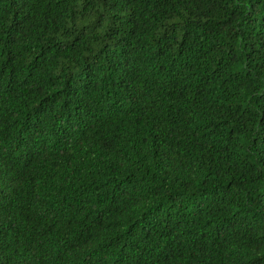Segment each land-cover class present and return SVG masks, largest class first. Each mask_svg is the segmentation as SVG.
<instances>
[{"label":"trees","instance_id":"16d2710c","mask_svg":"<svg viewBox=\"0 0 264 264\" xmlns=\"http://www.w3.org/2000/svg\"><path fill=\"white\" fill-rule=\"evenodd\" d=\"M0 264H264V0H0Z\"/></svg>","mask_w":264,"mask_h":264}]
</instances>
